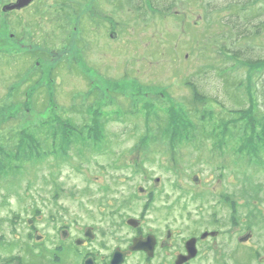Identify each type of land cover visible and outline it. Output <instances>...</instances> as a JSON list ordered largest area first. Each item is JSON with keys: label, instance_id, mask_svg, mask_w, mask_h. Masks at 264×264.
<instances>
[{"label": "rangeland", "instance_id": "rangeland-1", "mask_svg": "<svg viewBox=\"0 0 264 264\" xmlns=\"http://www.w3.org/2000/svg\"><path fill=\"white\" fill-rule=\"evenodd\" d=\"M61 1L41 2L40 20H47L51 8H64ZM102 4L109 11L100 26L108 31L114 17L119 26L113 31L121 86L129 89L122 96L125 107L117 115L112 108L104 112L111 119L107 131L101 115L74 101L58 110L81 117L73 120L85 121L84 131L34 123L40 127L34 128L33 143L25 139L19 161L0 171V236L11 239V230L27 229L35 210L44 218L64 214L69 224L105 233L120 219L164 214L200 213L203 222L214 217L233 225L229 215L236 209L237 235L247 232V220L256 222L254 240L264 242V0H146L138 11L128 0ZM106 39L105 51H113L114 40ZM11 49L10 63L0 60V68L9 65L19 73L29 60ZM106 58L109 72L113 64ZM68 68L70 74L62 72L67 81L89 75L78 64ZM135 73L145 82L141 90H159L137 92ZM187 77L194 86L185 84ZM12 83L22 84L21 78ZM61 85L56 90L62 101L82 93ZM10 91L0 84V108L9 106L0 110L10 122L1 126L4 140L13 124L23 131L28 120L23 92ZM46 91L53 94L52 87ZM145 101L153 107L147 109ZM235 109L251 110L238 116ZM151 111L165 117L160 122ZM0 162L7 164L5 156ZM140 187L153 189L156 204L146 207Z\"/></svg>", "mask_w": 264, "mask_h": 264}, {"label": "flooded vegetation", "instance_id": "flooded-vegetation-1", "mask_svg": "<svg viewBox=\"0 0 264 264\" xmlns=\"http://www.w3.org/2000/svg\"><path fill=\"white\" fill-rule=\"evenodd\" d=\"M45 1L33 0L26 8L6 13V8L18 0H0V60L10 63L7 61L13 56L9 54V45L15 55L29 60L27 67L22 66L19 73L10 72L9 65L0 68L3 82L0 84L6 93L11 89L26 95L25 100L32 105L26 110L30 128H33L32 123L39 122L40 126L52 125L55 130L80 129L81 126H64L68 122L77 124L73 120L77 114L68 112L65 115L58 110L59 106L69 107L74 101L84 106L87 113L96 111L101 115L104 131L110 130L104 112L112 108L113 113H119L125 107L122 96L126 93L121 86L123 74L116 60L118 46L115 39L119 29L114 22L116 18L112 14L113 24H109L107 31L99 24L109 11L102 4L104 0H83L82 6L77 3L79 0H62L64 8H51L47 20L41 21V2ZM105 1L109 3L110 0ZM112 12L115 13L111 8ZM115 28L117 31H113ZM108 36L116 45L113 51L104 49ZM107 54L113 64L109 72L103 65L107 63ZM64 64L66 68L62 69ZM76 64L89 75L67 81L62 72L68 70L70 74L68 67ZM132 76L135 86L143 87L145 82L139 75ZM13 77H20L22 84L12 83ZM63 83L75 85L73 93L77 90L82 93L76 97L72 95V98L68 94L62 101V93L56 89ZM51 87L53 94L49 95L46 90ZM157 90L159 88L154 86L137 92ZM83 118H86L85 113H82ZM84 122L77 125L86 126ZM152 190L144 192L147 208L156 204ZM236 212L231 210L229 215L233 225H223L222 220L214 217L203 222L200 213L195 216L194 213L164 214L120 219L105 233H100L95 227L69 224L64 214H49L44 218L41 211L35 210L31 218H27V229L11 230V239L0 236V264H264V242L256 243L257 232L252 228L258 223L253 225L247 220L249 224L244 228L247 232L238 236L240 227ZM130 218L136 220L134 224L128 222Z\"/></svg>", "mask_w": 264, "mask_h": 264}, {"label": "trees", "instance_id": "trees-1", "mask_svg": "<svg viewBox=\"0 0 264 264\" xmlns=\"http://www.w3.org/2000/svg\"><path fill=\"white\" fill-rule=\"evenodd\" d=\"M146 0H139V1H136V0H128V2H130V3H132V4H134V6L136 7V10L138 11L139 10V8L140 7H142V5H141V3L143 2H145ZM148 4H149V2H147ZM144 6V5H143ZM198 77V76H197ZM185 84H187V85H192V86H194L195 85V83L194 82H192V79H191V77H187V81L185 82ZM167 87V86H166ZM124 90H126V91H128L129 89H124ZM169 90V88L167 89V91ZM12 92H19L18 90H13ZM157 94H160V92H158ZM196 95H198V94H196ZM125 96V95H124ZM147 96V95H146ZM133 97H135V96H133ZM132 97V98H133ZM9 98H12V96L11 95H9ZM25 98H26V95H24L23 96V101H22V104L24 105V107L26 108V110L28 109V108H32V105H30V101L29 100H25ZM203 99H205V98H203ZM6 102H8V101H6ZM147 104H148V108L147 109H151L152 107H153V105H154V103H152L151 104V102L150 101H145ZM150 102V103H149ZM161 103V102H160ZM165 103H167L168 104V101L166 100L165 101ZM6 105V107H3V106H1V108H0V110L1 109H7L8 107H7V105H8V103H5ZM156 104V103H155ZM15 106H19V105H15ZM16 110V109H15ZM26 110H25V112H26ZM108 110H110V109H108ZM146 110V109H145ZM251 109H249V111H250ZM106 111H107V109H106ZM248 111V112H249ZM2 112H5V111H0V130H1V126H3V125H8L10 122H8L9 120V118L7 117V115L6 114H4V113H2ZM147 112H149V111H147ZM241 112L243 113V114H247L248 112H243V111H240V110H238V109H235V110H233V114L235 113V114H237L238 116H240V114H241ZM156 113H158V119H159V121L161 122L162 120H163V117H165L164 116V114H161L162 112H157L156 111ZM156 113H154V112H150V113H148V115H156ZM10 114H11V112H10ZM165 114H167V113H165ZM245 116V115H244ZM160 117V118H159ZM243 117V116H242ZM108 118V117H107ZM109 119V118H108ZM111 119H109L106 123H108L109 121H110ZM21 121V120H20ZM28 120H26V122L24 121L22 124H23V127L24 128H26L25 130H23V131H19V129L18 128H16L15 127V125L13 124L12 125V130H11V132H10V134L9 135H7L6 136V139L4 140L3 139V137L0 135V158H2L3 156H5V159H6V161H7V164L6 165H2V163L0 162V171H2V170H4V169H12V163H13V161H14V158L16 157V156H18V154H19V152L21 151V149H24L23 147H24V144L26 143L25 142V139L26 140H29L30 139V141L33 143V137H35V136H33V133H34V128H39V127H37V125H35L34 123H32L33 124V128L32 129H30V127H29V121L27 122ZM63 126V125H62ZM64 126H66V127H74V126H81L80 127V129H76L75 128V131L76 132H79V130L80 131H84V128L85 127H87V126H83V125H77V124H75V125H73V122H68V124L66 125V124H64ZM37 129H35V131L37 132ZM148 131L150 130V128H146ZM17 131H18V133H17ZM66 131V130H65ZM26 132H28V134L26 133ZM32 134H31V133ZM90 132H92V133H94L95 132V135H98V134H100V132L99 131H97V130H95V129H90ZM20 137V140H17V138H19ZM173 139V138H172ZM141 144H143V143H141ZM9 146V147H8ZM30 148L32 149V146L30 145ZM18 150V151H17ZM33 150V149H32ZM238 151L241 153V154H243L244 153V151H242V150H240V149H238ZM17 161H19L18 160V158H15ZM235 208V207H234ZM234 210H236V209H234Z\"/></svg>", "mask_w": 264, "mask_h": 264}, {"label": "water", "instance_id": "water-1", "mask_svg": "<svg viewBox=\"0 0 264 264\" xmlns=\"http://www.w3.org/2000/svg\"><path fill=\"white\" fill-rule=\"evenodd\" d=\"M33 0H18L17 4L9 5L6 10L10 11L13 9H21L24 7L29 6L28 4L31 3Z\"/></svg>", "mask_w": 264, "mask_h": 264}]
</instances>
